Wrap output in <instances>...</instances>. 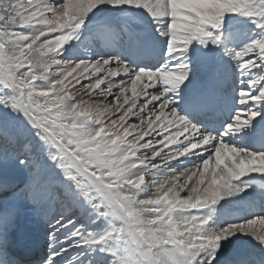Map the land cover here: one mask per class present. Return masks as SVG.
<instances>
[{
  "label": "snow or ice",
  "instance_id": "6c2138e0",
  "mask_svg": "<svg viewBox=\"0 0 264 264\" xmlns=\"http://www.w3.org/2000/svg\"><path fill=\"white\" fill-rule=\"evenodd\" d=\"M0 264H264V0H0Z\"/></svg>",
  "mask_w": 264,
  "mask_h": 264
},
{
  "label": "bare ground",
  "instance_id": "6f19581e",
  "mask_svg": "<svg viewBox=\"0 0 264 264\" xmlns=\"http://www.w3.org/2000/svg\"><path fill=\"white\" fill-rule=\"evenodd\" d=\"M22 223L24 224L25 228L29 229L30 231H32L35 234L37 240H39L38 242L42 241V238H40L41 230H40L38 225L29 223L28 221H24V220H22Z\"/></svg>",
  "mask_w": 264,
  "mask_h": 264
}]
</instances>
